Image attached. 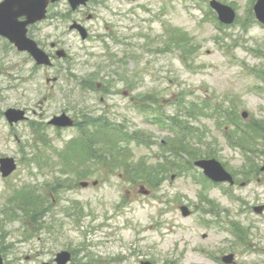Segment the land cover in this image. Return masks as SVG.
<instances>
[{"label":"rangeland","instance_id":"rangeland-1","mask_svg":"<svg viewBox=\"0 0 264 264\" xmlns=\"http://www.w3.org/2000/svg\"><path fill=\"white\" fill-rule=\"evenodd\" d=\"M209 1L94 0L80 11H73L66 0L59 1L49 7L47 19L30 31L51 54L52 42L68 52L69 57L56 59L52 68L37 66L28 53L0 38V157L12 156L19 163L9 180H0L4 264H43L62 250L72 253L71 264H141L145 260L220 264L217 258L230 253L236 255L235 264H264V215L252 210L264 204V177L260 175L263 180L258 182L254 170L264 160V26L253 12L256 0H218L238 12L237 21L223 25L225 33H219L222 29L206 16ZM132 4L134 9H129ZM160 13V19H151ZM243 20L247 26L240 25ZM73 21L88 28L89 39L84 41L69 30ZM108 24L115 26L113 37L106 33ZM165 24L188 32L197 44L193 47L183 41L193 47L185 63L179 51L163 50L161 45L160 49ZM113 53L117 64L103 61L105 68L97 69L96 57ZM90 54L93 59L87 61ZM100 70L99 75H88ZM55 77L56 82H47ZM107 82L115 83L111 90ZM99 83L102 88L97 87ZM133 97L145 100L144 113L133 106ZM78 102L95 115L107 111L130 131L147 132L146 146L130 145L123 138L119 147L125 150L116 153L115 161L145 163L153 187L141 182L144 166H137L132 183L122 180L118 172H108L105 163L94 167L91 162L82 166L90 170L86 180L99 183L87 188L78 185L82 178L77 164L69 171L60 163V157L69 158L67 142L77 137V131L48 125L55 114L65 111L74 116L77 107L69 104ZM193 104H201L199 114ZM222 105L233 108L241 124L242 112L247 111L248 120L258 124L256 131L243 136L230 129L233 139L226 138L227 130L221 126L225 121L218 113L213 115L215 108L224 109ZM10 107L26 109L28 121L10 127L4 117ZM160 113L164 119L175 115L192 124L196 134L188 144L198 149V155L212 152L235 175L237 185L203 188L191 178L193 173L201 177L197 168L175 179L171 171L161 183V168H157L161 153L181 134L168 129L165 120L158 122L155 118ZM44 156L48 163L41 169L38 158ZM101 168L103 173L98 171ZM251 170L254 173L248 174ZM23 185L32 187L34 194L10 204ZM211 203L220 217L201 213L204 208L211 210ZM181 205L193 207V214L183 216ZM201 216L212 226L203 225ZM217 220L229 229L213 225Z\"/></svg>","mask_w":264,"mask_h":264},{"label":"water","instance_id":"water-1","mask_svg":"<svg viewBox=\"0 0 264 264\" xmlns=\"http://www.w3.org/2000/svg\"><path fill=\"white\" fill-rule=\"evenodd\" d=\"M85 1L86 0H71V3L73 7L76 8L77 5L84 3ZM48 2L49 0H6L0 4V33L8 35L11 39H13V41L21 50L29 49L39 63H48L47 56L36 47L35 43H32V46H30L28 39L26 38L25 25L29 22H34L45 17V9L48 5ZM263 2V0H260L256 6V11L258 17L264 21V11L262 10ZM22 14H26L29 20L19 23L17 19ZM62 54V52L59 53V55ZM7 114L9 119L13 121L22 119L24 113L22 111L11 109L7 112ZM62 120L65 122L66 117L56 118L53 122L62 124ZM13 162V159L1 160L2 170L5 171L6 175L15 169ZM199 164L204 166L212 177L220 180L224 179L222 168L220 167L219 163L201 161ZM231 257L232 256L228 257V259ZM70 258L71 255L68 252H62L57 256V261L59 264H66ZM142 264L151 263L143 262Z\"/></svg>","mask_w":264,"mask_h":264},{"label":"trees","instance_id":"trees-1","mask_svg":"<svg viewBox=\"0 0 264 264\" xmlns=\"http://www.w3.org/2000/svg\"><path fill=\"white\" fill-rule=\"evenodd\" d=\"M179 42L180 40H176L172 38V30L167 31L166 39L163 41V45H166V48L171 46L174 42ZM90 136V137H89ZM98 137V138H97ZM83 140V139H82ZM92 142L96 143L97 145L101 146L99 152L100 156L99 159L105 158V159H111L114 154L113 145L114 140L112 133H110L109 129L102 128L100 130L94 131L93 133H89L88 137L84 138L83 143L86 146V156L87 157H97L95 156V153H98L97 150L94 149ZM77 145V144H76ZM72 148L75 147V144H72ZM89 147V148H88ZM71 148V149H72ZM81 155L77 157V160L80 158ZM73 159H71V162Z\"/></svg>","mask_w":264,"mask_h":264},{"label":"flooded vegetation","instance_id":"flooded-vegetation-1","mask_svg":"<svg viewBox=\"0 0 264 264\" xmlns=\"http://www.w3.org/2000/svg\"><path fill=\"white\" fill-rule=\"evenodd\" d=\"M260 173V170L258 171ZM260 180V179H259Z\"/></svg>","mask_w":264,"mask_h":264}]
</instances>
